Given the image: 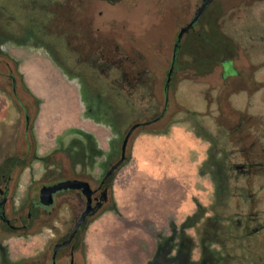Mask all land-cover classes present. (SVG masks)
<instances>
[{
  "label": "rangeland",
  "instance_id": "obj_1",
  "mask_svg": "<svg viewBox=\"0 0 264 264\" xmlns=\"http://www.w3.org/2000/svg\"><path fill=\"white\" fill-rule=\"evenodd\" d=\"M202 1L129 0V13L125 14V17L128 18L130 29L127 33L131 39L132 51L142 50L146 68L151 71V75L156 76L155 92L161 101L160 109L163 110L168 104L169 111L159 124L136 132L129 143L128 154H131L136 136L161 135L162 132L170 137L178 132L183 134L187 131L191 132L194 141L204 147L206 155V159L199 167V181L196 184V187L204 192L205 199L196 198V211L184 216L186 217L184 219L170 213L169 208H160L162 215H168L165 219L167 222L160 226L150 222L143 224L145 231L152 235L155 241L154 255H151L150 248L143 242L136 245V252L126 248H116L110 258L116 257L118 264H127V262L138 264L144 257L143 252L146 253V258H149L146 264H264V231L246 238L243 234H238V238L233 240L231 233L235 231L234 229L229 234L230 238L205 239L207 224L210 220L215 221V215L225 214L234 221L237 218L244 219L260 208L264 209V189H259L258 184L253 188L247 187L243 195V192H238L236 188L234 176L227 178L225 169L212 167L217 161L222 165L226 164V167L231 162L237 161L235 128L241 119L245 120L249 134L259 126L264 127V0H215L208 8L211 18L217 19L222 33L233 41L232 58L240 71L238 77L223 79L220 65L210 72L187 69L173 75L170 87L166 90V76L177 36L181 28L193 18ZM0 3L16 11L19 19L30 15L18 7V0H0ZM40 14H43L42 9ZM32 16L34 15H30V18ZM34 22L35 25L39 24L38 21ZM29 27H32L30 23L16 25L12 30L7 28V32L19 38L22 36L21 30ZM0 51L9 53L20 62V71L30 89L26 65L34 63L49 75L46 79L54 88L62 89L72 96L69 102L61 95V99L56 98L46 111L51 112L50 120L54 131L50 132L45 123L41 125L40 130L44 131L47 153L39 154L37 139L38 155L44 158L59 153L57 157L65 167H68L67 159L60 154L61 144L58 139L63 137L62 149L82 153L83 156L79 161L83 160L86 163L82 164L88 166V171L93 168L92 173L100 180L102 174L108 170L107 158L110 150L106 153L92 132L74 126L77 121L83 119L92 121L100 125L99 130H104L108 138L110 135L111 139L114 138L110 141V145L115 140L119 142L118 139L121 142L125 127L128 125L126 123L128 117L124 114L123 107L117 108L115 104H111L100 93L102 90L94 92L93 88L80 78L62 74L58 64L52 61L50 51L38 45L35 40L22 44L15 38L6 41L0 38ZM230 64L231 62H227L226 66L229 67ZM12 72L15 73L11 65L7 67L0 62L1 167L5 164V158L9 159L25 151L27 128L25 118L27 115L34 118L36 114V105L20 81L14 91L9 76ZM87 82L90 84L91 80ZM48 90L51 91V88ZM148 100V98L142 100V109L149 105ZM24 105L26 108L23 109ZM53 146L55 147L51 150ZM97 150L105 153L99 154ZM187 151L193 152L191 148H187ZM34 165L35 178L38 179L44 165L41 160L36 161ZM23 182L25 183L19 192V198H24L27 194L34 198L35 190L37 191L34 186H30L25 193L29 182V170L26 171ZM262 182L264 184V180H261ZM253 196L261 200L262 204L256 206ZM113 200L115 209H108L103 213L109 212L120 216L121 212L114 197ZM81 201L77 211L85 205V201ZM219 202L225 203V206H221ZM41 208L48 209L42 205ZM55 215L59 217L51 223L52 225L41 229L43 236L24 239L7 235L4 238L0 237V243L9 247L11 252L44 246V240L51 235L52 227L64 233L72 221L71 208L68 205L57 209ZM93 221L88 224L86 231ZM86 250L85 244L87 258ZM82 263L85 264L84 261Z\"/></svg>",
  "mask_w": 264,
  "mask_h": 264
},
{
  "label": "flooded vegetation",
  "instance_id": "obj_2",
  "mask_svg": "<svg viewBox=\"0 0 264 264\" xmlns=\"http://www.w3.org/2000/svg\"><path fill=\"white\" fill-rule=\"evenodd\" d=\"M214 1L212 0L204 8L194 26L178 42L181 30L192 22L204 0L190 22L181 28L173 47L172 61L166 76V90L170 87L173 75L181 72L178 63L181 45L186 36L200 24L202 16L208 12V8ZM18 2L21 10L34 16L30 18L28 15L26 18L19 19L16 11L0 3V38L3 41L15 38L22 44L35 40L38 45L50 51L52 61L58 64L62 74L80 78L93 88L94 92L102 90L100 93L111 104H115L117 108L123 107L124 114L128 117L126 120L128 125L123 132L122 141L115 140L111 156L107 158L108 172L120 160L123 143L128 134L132 131L129 146L138 130L159 124L166 118L169 111L168 104L163 110L160 109L161 101L155 92L156 76L151 75V71L146 68L142 50L132 51L131 39L127 33L130 29L128 18L125 17V14L129 13V0H18ZM32 11L34 13L31 14ZM34 21H38L39 24L35 25ZM26 23H30L32 27L21 30L20 39L7 32V28L12 30L14 26ZM0 52L4 53V51ZM230 61H232V71L226 72L224 63L221 66L222 75H228V78L238 77L240 71L235 66L232 56L228 62ZM9 76L13 89L16 91L13 85L16 79L12 74ZM86 79H90L91 83L89 84ZM166 97L168 101L169 95L167 94ZM145 98L149 99V105L142 109V100ZM33 121L34 118L27 115L26 127ZM246 127L245 120L241 119L235 128L237 161L231 162L227 167L219 161L212 164V167L214 165L221 170L225 169L227 178L234 176L236 188L238 192H243V195L247 187L253 188L256 184L259 189H264V184L261 183V180H264V127L259 126L258 129H253L251 134ZM111 150L112 145H110ZM65 153L71 160L69 167L62 165V161L57 157L59 153H54L41 160L44 169L38 179L35 178L34 167L24 169L15 163L10 167H0V237L4 238L8 235L28 239L43 236L41 229L52 225L51 223L59 217L55 215V211L63 205L71 208L72 216L66 232L60 233L59 230L56 231V227L51 228V235L45 238L44 246L33 247L27 251L11 252L10 248L1 242L0 264H83V261L86 264L83 236L86 234L89 221L98 216L111 202L112 194L105 184L107 172L103 173L104 175L102 174L101 179L98 180L92 173L93 168L88 171V166L82 164L84 161H79L83 156L82 153L68 150H65ZM60 154L64 156L63 153ZM227 169L229 170L226 174ZM27 170H29V182L28 187L24 188L25 193L30 186H34L37 191L35 190L34 198H31L30 194L19 198ZM66 180L86 181L94 190L92 196L94 213L78 227H76L77 223L87 209V199L82 190L58 191L54 194V203L46 206L47 210L41 208V205L45 206L40 201L41 189ZM81 200L85 201V205L77 211ZM253 200L256 206L262 204L257 197ZM221 206H225V203ZM214 218L215 221L210 220L207 224L205 239L230 238L229 234L234 229L235 231L231 233L233 240L238 238V234H243L246 238L264 231V209L262 208L244 219L237 218L232 221L225 214L215 215Z\"/></svg>",
  "mask_w": 264,
  "mask_h": 264
},
{
  "label": "crops",
  "instance_id": "obj_3",
  "mask_svg": "<svg viewBox=\"0 0 264 264\" xmlns=\"http://www.w3.org/2000/svg\"><path fill=\"white\" fill-rule=\"evenodd\" d=\"M26 70L33 93L43 100L35 123V133L38 152L44 155L47 146L44 143V131L40 127L45 123L50 132L54 131L51 112L46 111L56 98L61 99V95L69 102L72 96L62 89L54 88L46 79L49 75L39 65H26ZM50 88L51 91L48 90ZM74 127L92 132L100 147L106 152L110 150V141L114 138L111 139V135L108 138L104 130H99L100 125L83 119L77 121ZM175 134L170 137L162 132L161 135L136 136L130 160L119 169L113 184V197L121 215L105 212L93 219L85 234L87 264H118L116 257L110 258L116 248L136 252V245L142 242L148 245L151 255H154L155 241L145 231L143 224L150 222L160 226L167 222L165 219L168 215H162L160 208H169L170 213L184 219V216L196 211V198L205 199L204 192L196 187L199 167L206 159L204 147L194 141L191 132ZM187 148L193 152H188ZM143 253L144 257L138 264H146L149 259Z\"/></svg>",
  "mask_w": 264,
  "mask_h": 264
},
{
  "label": "trees",
  "instance_id": "obj_4",
  "mask_svg": "<svg viewBox=\"0 0 264 264\" xmlns=\"http://www.w3.org/2000/svg\"><path fill=\"white\" fill-rule=\"evenodd\" d=\"M232 43L233 41L228 36L224 35L222 31L220 30V28L218 27L217 19L216 20L212 19L210 16V13L206 12L202 16L200 24L196 26L195 29L190 34L186 36L183 44L181 45V48L178 54L179 55V58H178L179 70L184 71L187 69L189 70L191 69V70H195L198 72H202V71L210 72L216 66L218 65L222 66L224 63L226 64L229 58L234 54V46ZM0 62L4 63V65H6L7 67L8 65L12 66V69H14L15 73L12 72L11 74L16 79V82L13 83L14 87L17 88L18 81H20L26 93L33 99L34 104L36 105V114L34 117V121L31 125H29L26 128V133H25L26 149L25 151L20 155L11 156L9 157V159L5 158V162H4L5 164L3 167H10L15 163V164L21 165L24 169L33 168L34 163L36 161L43 159V157H40L37 152V138H36V133H35V120L37 119L40 113L43 100L40 99L37 95H35L33 91L29 88V86L27 85L25 77L20 71V62L15 57H13L7 52H4V53L0 52ZM230 62L231 64L229 67L224 65L226 72L232 71V61ZM222 77L225 80L228 79V75H225V76L222 75ZM24 108H26L25 105L23 109ZM63 139H64L63 137L58 139V141L61 144L60 152L64 154L65 158L68 161V165L70 166V161H71L70 157L66 156L67 154L65 153V150L67 149L65 150L62 149L64 148ZM115 142L116 141H113L111 143L112 150L108 153V156H111V153L114 149ZM97 151L99 154L105 153L102 150H97ZM130 157H131V154L130 155L128 154L122 166H124L130 160ZM62 165H64L63 162H62ZM213 168H215L214 165H213ZM118 171L119 169L115 171L107 179H105V184L110 188V191L112 194V199H111L112 203L110 205H107L102 210V212H100V214L103 213L104 211H107L108 209L109 210L115 209V202L113 200V184H114ZM92 220H90L89 223ZM82 244L85 250V235L83 236Z\"/></svg>",
  "mask_w": 264,
  "mask_h": 264
},
{
  "label": "water",
  "instance_id": "obj_5",
  "mask_svg": "<svg viewBox=\"0 0 264 264\" xmlns=\"http://www.w3.org/2000/svg\"><path fill=\"white\" fill-rule=\"evenodd\" d=\"M212 0H204L202 7L199 9L197 12L195 18L192 20V22L187 25L185 28H183L179 34L178 37V42L182 39L183 35L190 30L191 27L194 26V24L197 22L199 19L201 13L203 12L204 8L211 2ZM178 45V44H177ZM173 70V67L171 71ZM132 131L128 134L126 139L124 140L123 143V148H122V156L120 160L113 165V167L106 173L105 179H107L109 176H111L115 171L121 168L122 164L125 162L127 158V146L129 142V138L131 135ZM65 189H77V190H82V193L86 196L87 199V209L83 213L82 217L77 223V226H80L86 218L94 213V208L92 207V196L94 194V190L92 189L91 185L86 182V181H81V180H66L63 182H60L56 185L53 186H44L41 189L40 193V201L43 205L45 206H50L54 203L55 198L54 194L57 193L58 191L65 190Z\"/></svg>",
  "mask_w": 264,
  "mask_h": 264
}]
</instances>
